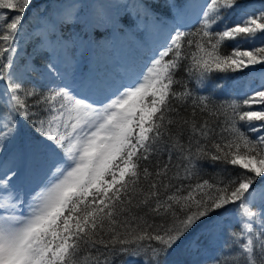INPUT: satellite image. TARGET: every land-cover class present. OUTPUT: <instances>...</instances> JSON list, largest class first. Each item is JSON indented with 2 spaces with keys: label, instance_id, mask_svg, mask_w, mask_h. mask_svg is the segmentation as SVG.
Masks as SVG:
<instances>
[{
  "label": "snow or ice",
  "instance_id": "obj_1",
  "mask_svg": "<svg viewBox=\"0 0 264 264\" xmlns=\"http://www.w3.org/2000/svg\"><path fill=\"white\" fill-rule=\"evenodd\" d=\"M31 3L0 0L8 10L0 12V150L17 142L20 117L38 133L19 141L0 175V264H116L121 256L162 264L198 225L187 248L202 253L201 238L220 239L233 212L239 227L205 264H264V71L253 67L264 65V7L233 20L239 0H169V28L145 0H51L21 64L17 37ZM125 17L134 26L155 17L153 29L166 34L124 76L82 71L80 60L124 31ZM181 67L187 80L176 78ZM249 68L261 84L243 99L217 104L189 88ZM37 156L52 164L27 190ZM201 161L220 165L211 180Z\"/></svg>",
  "mask_w": 264,
  "mask_h": 264
},
{
  "label": "trees",
  "instance_id": "obj_2",
  "mask_svg": "<svg viewBox=\"0 0 264 264\" xmlns=\"http://www.w3.org/2000/svg\"><path fill=\"white\" fill-rule=\"evenodd\" d=\"M151 6L152 12L158 14L159 19L165 16L167 10H170L168 7L169 0H154V1H145ZM177 4H182L183 0H176ZM239 3L242 5V8L237 9L236 13L233 15L232 19L235 20L239 15H251V14H258L262 7H264V0H239ZM51 7V0H32L31 5L27 9L24 14L20 34L18 35L17 39L19 41V46L17 49V55L20 57V63H24V59L33 52V48L35 46L36 41L29 42L28 34L32 32V29L35 27L38 16H42L46 14V12ZM261 7V8H260ZM173 11V10H171ZM0 12H8V10H0ZM161 16V17H160ZM198 25L190 24V28L192 31H195ZM187 31L188 29H183ZM101 31H107L102 29ZM107 35L99 41H103ZM234 41L226 42L225 47L222 48V51H230L234 45ZM247 48L246 46H243ZM7 55V54H6ZM170 58V57H169ZM166 58V59H169ZM36 66L41 65L44 63V57L40 54L36 55L35 60L33 61ZM184 63H187L186 61ZM33 78L37 79V76ZM33 83L40 91H46L47 89L43 87L45 84L33 79ZM177 79H184L187 80V74L185 73L183 67L176 73ZM3 82H0V87H2ZM261 81L257 76L251 75L249 71H238V72H213L210 74L209 79L205 82V85L202 88H197L195 82L192 81L189 83V88H193L196 92L200 95H213L217 104L221 101L229 100L231 97H237L239 99H243L245 95H247L250 91L257 89L260 85ZM217 85L219 87H217ZM174 88L179 91L181 90L180 85H174ZM32 101L29 100V103ZM242 111L245 109H241ZM32 111H36V109H32ZM183 112V109L181 110ZM205 117L209 120L210 123L214 122V117L207 116ZM200 115H197V119H200ZM223 119V117H221ZM20 123L24 128V132L27 133L29 140L36 139L38 137V133L31 127V124L25 122L22 117L19 118ZM242 129L244 127L243 123L239 125ZM252 135V134H249ZM203 167V179L211 180L212 176L219 170L220 165L217 164L213 166L208 161H201L200 162ZM228 170L235 175L238 171H243L238 167L234 168L231 165L226 166ZM262 178H257L256 185L258 186L261 183ZM234 205H229V208H234ZM229 222L224 224V230L222 231L223 236L219 239L216 245L210 247V253L206 256H202L201 254H193L191 253L187 245L189 241L194 237L197 232L199 231V225L193 230L180 242L174 245L171 249L168 250L167 255L161 257L162 264H205V261H210L211 259L215 258L218 253L223 251L221 247L222 244L226 243L229 239V229H236L238 228V224L235 223L234 217L227 218ZM203 241V238H201ZM207 243H209L207 241ZM120 261H123V264H140L139 260L132 258V257H123L121 256L116 264H120Z\"/></svg>",
  "mask_w": 264,
  "mask_h": 264
},
{
  "label": "rangeland",
  "instance_id": "obj_3",
  "mask_svg": "<svg viewBox=\"0 0 264 264\" xmlns=\"http://www.w3.org/2000/svg\"><path fill=\"white\" fill-rule=\"evenodd\" d=\"M134 15L135 14L133 13V16ZM174 16V9L173 11L167 10L165 16H160V20H162L165 25L171 28L174 23ZM152 19H155V17H153ZM152 19L145 21V23L143 24L134 26L132 20L125 17L122 25V27L126 25V27H124V31H117L111 33L110 35H107V37L99 44L102 47L93 48L86 58L80 60L81 70L88 71L89 69H91L93 72L107 71L109 73L115 74V76L119 78L122 75L124 76L127 70L132 68L134 65L141 64V62L150 55L149 50L154 46L156 42L162 41L163 35L166 34L165 32L153 29ZM140 34L143 35V40L140 39ZM244 46H246L247 48L249 47V45L247 44H245ZM77 55L79 57L80 54L78 53ZM42 65L43 64L38 65V67ZM253 67L257 73L264 71V65H256ZM244 70L252 73L253 68ZM141 71H143V68H141ZM257 77L259 78V76ZM33 79L38 80L44 84L47 83L39 76H37V79ZM19 129L20 131L17 142L9 143L5 150H0V175H2L3 173L4 165L10 163L13 155L17 150L19 141L30 139L27 133L24 132L22 124H19ZM31 162L32 164L33 162H35V164L32 167L33 169L29 167L28 174L24 181V187L27 190L35 188L36 185H38L44 179L45 173L48 171L49 166L52 164L51 160L44 159L43 157L39 156H37ZM39 171H41V173H39ZM232 215L233 217H235V212H233ZM228 222L229 219L226 218L223 222V225ZM222 236L223 233L221 234V237ZM218 241L219 239L212 243H207V240L203 238V241H200L202 253L199 254H201L202 256H206L207 254H209L210 247L216 245Z\"/></svg>",
  "mask_w": 264,
  "mask_h": 264
},
{
  "label": "bare ground",
  "instance_id": "obj_4",
  "mask_svg": "<svg viewBox=\"0 0 264 264\" xmlns=\"http://www.w3.org/2000/svg\"><path fill=\"white\" fill-rule=\"evenodd\" d=\"M123 76V75H122ZM34 164H35V162H33V164H32V162L30 163V167L32 168L33 166H34ZM33 169V168H32ZM39 173H41V171H39Z\"/></svg>",
  "mask_w": 264,
  "mask_h": 264
}]
</instances>
